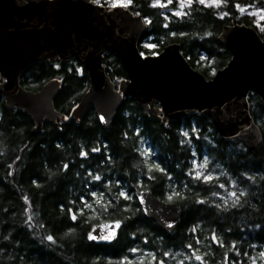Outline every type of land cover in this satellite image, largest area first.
<instances>
[{
    "label": "trees",
    "instance_id": "obj_1",
    "mask_svg": "<svg viewBox=\"0 0 264 264\" xmlns=\"http://www.w3.org/2000/svg\"><path fill=\"white\" fill-rule=\"evenodd\" d=\"M153 1L125 8L146 25L139 52L156 56L176 44L206 80L231 60L219 37L232 21L264 40L254 17L240 11L264 0H221L222 16L196 1L175 16ZM103 67L116 90L128 79L112 54ZM51 82L59 84L53 105L63 119L40 129L0 96V264H264V102L257 95L248 106L261 141L249 150L222 140L203 115L169 121L145 114L132 98L108 128L91 107L73 116L90 88L75 60L35 63L19 77L31 92ZM197 156L211 176L195 173ZM142 190L179 207L173 233L144 216ZM107 221L121 222L116 240L90 242L93 228Z\"/></svg>",
    "mask_w": 264,
    "mask_h": 264
},
{
    "label": "water",
    "instance_id": "obj_2",
    "mask_svg": "<svg viewBox=\"0 0 264 264\" xmlns=\"http://www.w3.org/2000/svg\"><path fill=\"white\" fill-rule=\"evenodd\" d=\"M145 30L141 16L92 0H0V96L6 108L26 114L35 130L45 121H62L53 105L59 84L51 82L31 92L20 86L19 77L35 63L75 60L90 81L75 117L91 107L108 128L123 99L132 98L145 114H161L169 121L203 115L222 140H240L247 149H255L261 134L249 114L248 96L257 95L264 102V40L256 31L236 20L226 26L219 42L231 60L206 80L190 67L176 44L156 56H143L137 44ZM105 54L114 55L127 73L118 90L105 73ZM137 201L144 216L164 233L175 231L180 219L176 204L164 203L148 190L140 191ZM120 225V221L102 222L88 240L111 244Z\"/></svg>",
    "mask_w": 264,
    "mask_h": 264
},
{
    "label": "rangeland",
    "instance_id": "obj_3",
    "mask_svg": "<svg viewBox=\"0 0 264 264\" xmlns=\"http://www.w3.org/2000/svg\"><path fill=\"white\" fill-rule=\"evenodd\" d=\"M96 4L101 6H107V7H113V4H116L117 7L126 8L121 5L124 0H92ZM198 2L199 4H202L207 7H212L216 9L219 13V15H223L224 13L221 11L222 2H220L219 6H215L212 3V0H205L204 3H201L200 0H191V3H188V0H154L153 6L162 8L165 12L171 13L175 16H182L185 12V10L194 2ZM116 7V6H115ZM245 9V12H241L244 15H249L254 17L255 21L257 22L259 29L264 30V20H262L260 17L261 15H264V5L262 6H246L243 7ZM148 48H152L151 44H147ZM207 161L202 157H196L194 158L193 167L195 170V173L199 176L204 175L202 173H206L207 175L211 176V173L213 172V169H210L209 171H206L207 168ZM133 257L137 258L138 255L136 252H133ZM262 259H264V252L261 253Z\"/></svg>",
    "mask_w": 264,
    "mask_h": 264
},
{
    "label": "snow or ice",
    "instance_id": "obj_4",
    "mask_svg": "<svg viewBox=\"0 0 264 264\" xmlns=\"http://www.w3.org/2000/svg\"><path fill=\"white\" fill-rule=\"evenodd\" d=\"M200 2H201V3H204L205 0H200ZM220 2H221V0H212L213 5H215V6H219ZM130 3H131V0H124V2H123L121 5H119V6L127 7ZM188 3L190 4V3H191V0H188ZM112 6L115 7V6H117V5H116V4H113ZM154 6H155V5H154ZM240 11L243 13V12H245L246 10L243 9V8H241ZM260 18H261L262 20H264V15H261ZM97 179H98V177H97ZM73 218H75V217H73ZM117 227H118V225H117ZM114 234H115V233L113 232L111 235H114ZM111 235L108 236V237H105V239H110V238H111ZM49 239H51V238L49 237ZM90 239H95V237H91V236H90ZM197 259H200V257L197 256Z\"/></svg>",
    "mask_w": 264,
    "mask_h": 264
}]
</instances>
